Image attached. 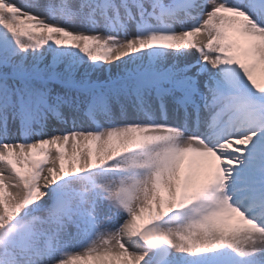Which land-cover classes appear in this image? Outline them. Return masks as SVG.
I'll return each mask as SVG.
<instances>
[{
    "label": "snow or ice",
    "instance_id": "6c2138e0",
    "mask_svg": "<svg viewBox=\"0 0 264 264\" xmlns=\"http://www.w3.org/2000/svg\"><path fill=\"white\" fill-rule=\"evenodd\" d=\"M0 264H264V0H0Z\"/></svg>",
    "mask_w": 264,
    "mask_h": 264
}]
</instances>
